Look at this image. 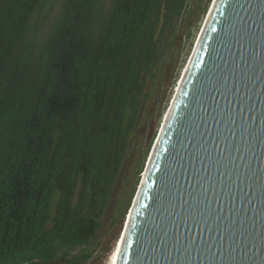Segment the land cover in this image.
<instances>
[{
	"label": "trees",
	"instance_id": "obj_1",
	"mask_svg": "<svg viewBox=\"0 0 264 264\" xmlns=\"http://www.w3.org/2000/svg\"><path fill=\"white\" fill-rule=\"evenodd\" d=\"M201 9L0 0V264L88 262L119 216L148 83Z\"/></svg>",
	"mask_w": 264,
	"mask_h": 264
},
{
	"label": "water",
	"instance_id": "obj_2",
	"mask_svg": "<svg viewBox=\"0 0 264 264\" xmlns=\"http://www.w3.org/2000/svg\"><path fill=\"white\" fill-rule=\"evenodd\" d=\"M207 14L119 264H264V0Z\"/></svg>",
	"mask_w": 264,
	"mask_h": 264
},
{
	"label": "rangeland",
	"instance_id": "obj_3",
	"mask_svg": "<svg viewBox=\"0 0 264 264\" xmlns=\"http://www.w3.org/2000/svg\"><path fill=\"white\" fill-rule=\"evenodd\" d=\"M197 1H201L202 9L198 11L197 15H194L196 10H193V16L187 19L186 26L175 36L176 47L172 59L168 60L166 64L160 65L161 70L148 83V91L152 90V96L146 101L143 119L133 136L134 149L130 151L127 161L128 175L125 191H120L123 192L121 196L124 200L119 210V216L116 214V206L105 215L96 244L91 250L92 257L86 264H107L111 251L123 233L127 215L152 156V149L172 108L213 2V0Z\"/></svg>",
	"mask_w": 264,
	"mask_h": 264
},
{
	"label": "bare ground",
	"instance_id": "obj_4",
	"mask_svg": "<svg viewBox=\"0 0 264 264\" xmlns=\"http://www.w3.org/2000/svg\"><path fill=\"white\" fill-rule=\"evenodd\" d=\"M217 1H218V0H213V2H212V4H211L212 7L210 6V9H209V10H212V9H213V7H214V5L216 4ZM207 15H208V14H207ZM206 19H207V18H206ZM205 21L207 22V20H205ZM206 22L204 23V25H203V27H202V30H201V33H200V35H199V37H198L197 43H199V42L201 41V39H202L203 33H204V31H205V29H206V25H207ZM197 43H196V45H197ZM195 47H196V46H195ZM191 61H192V57H191V60H190L189 65H188V67H187V69H186V72H185V74H184V76H183V78H182V80H181V84H180V87H179V89H178V92H177V94H176V96H175V99H174V101H173L172 108H171V110H170V112H169V115H168V117H167V119H166L164 125L162 126V128H161V130H160V133L164 132L165 126H166V124H167V122H168L170 116L172 115V112L174 111V107H175V104H176V100H177L178 95L180 94V92H181V90H182V87H183V85H184L185 79H186V77H187V75H188V72H189V70H190V65H191V63H192ZM157 141H158V139H157ZM157 141H156V143H157ZM156 143H155V145H157ZM155 149H156V146H154V148H153L152 156L150 157L149 163H148L147 168H146V170H145L144 173H146L147 169L149 168V165L151 164L152 157H153V155H154V150H155ZM134 201H135V200H134ZM132 211H133V209H131V210L129 211L128 215H127V219H126V222H125V226H124L123 233H122V235L119 237V239L117 240V242H116V244H115L113 250L111 251V253H110V255H109V258H108V261H107V264H119V263H120V260H121V257H122V252H123V250H124V245H125V243H126V236H127V233H128V231H129V229H130V225H131V223H132V219H133V212H132Z\"/></svg>",
	"mask_w": 264,
	"mask_h": 264
},
{
	"label": "flooded vegetation",
	"instance_id": "obj_5",
	"mask_svg": "<svg viewBox=\"0 0 264 264\" xmlns=\"http://www.w3.org/2000/svg\"><path fill=\"white\" fill-rule=\"evenodd\" d=\"M99 234V232H98ZM98 234H97V237H96V240L98 238ZM96 244V241L94 242V245ZM94 247V246H93ZM92 257V255L90 256V258ZM25 264H35V263H32V262H29V263H25ZM54 264H61V263H54Z\"/></svg>",
	"mask_w": 264,
	"mask_h": 264
}]
</instances>
